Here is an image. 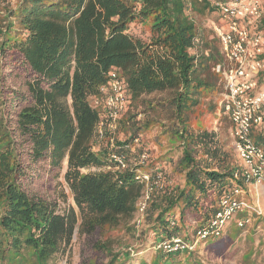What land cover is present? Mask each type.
Masks as SVG:
<instances>
[{
    "label": "trees",
    "instance_id": "obj_1",
    "mask_svg": "<svg viewBox=\"0 0 264 264\" xmlns=\"http://www.w3.org/2000/svg\"><path fill=\"white\" fill-rule=\"evenodd\" d=\"M0 1V264H55L71 253L76 229L84 236L80 264H206L202 248L218 253L231 249L243 232L236 225L235 234L229 233L235 223L195 250L154 249L173 235L192 238L217 211L239 167L217 132L189 123L190 113L205 99L219 96L224 84L215 70L224 62L219 40L213 30L201 33L194 20L207 12L217 20L210 3ZM118 68L128 102L116 145L131 144L153 126L146 110L137 108L142 96L155 92L171 93L167 104L174 137L182 143L174 172L183 178L173 184L141 138L139 149L152 156L147 167L162 169L168 182L152 193L142 229L135 217L143 185L133 171H82L108 161L110 139H98L100 116L89 98L99 94L109 72ZM119 147L117 151L125 150ZM233 150L237 156L234 143ZM42 162L48 163L49 179L65 167L63 177L78 212L73 207L62 212L56 198L29 189L40 177ZM132 219L141 248L116 250L108 232ZM149 248L150 261L139 254ZM252 254L246 251L242 264H255Z\"/></svg>",
    "mask_w": 264,
    "mask_h": 264
},
{
    "label": "built area",
    "instance_id": "obj_2",
    "mask_svg": "<svg viewBox=\"0 0 264 264\" xmlns=\"http://www.w3.org/2000/svg\"><path fill=\"white\" fill-rule=\"evenodd\" d=\"M206 1L214 8V13H218L211 29L224 57V62L215 66L224 82L217 99L219 113L232 122L234 147L240 163L233 170L231 189L219 200L212 218L192 238L173 235L155 244V250L165 253L195 250L205 240L222 237L231 224L243 228L254 214H263L258 191L264 188V138L257 140L254 133L264 136V0ZM199 42L196 38L195 43ZM89 101L100 116L97 137L99 140L109 137L111 151L105 165L82 171L90 172L92 168L133 171L135 179L143 185L135 217L136 225L141 226L152 193L163 189L168 182L162 169L147 167L152 156L148 150L139 149L141 138H135L131 144L116 145L120 119L128 102L122 70L110 71L99 94L91 96ZM118 147L125 150L117 151ZM248 186L257 191L255 202L246 197ZM240 214L245 215L240 217Z\"/></svg>",
    "mask_w": 264,
    "mask_h": 264
},
{
    "label": "rangeland",
    "instance_id": "obj_3",
    "mask_svg": "<svg viewBox=\"0 0 264 264\" xmlns=\"http://www.w3.org/2000/svg\"><path fill=\"white\" fill-rule=\"evenodd\" d=\"M8 1L12 5L17 2V0ZM1 6L3 5L0 4V12ZM213 14L215 17L218 16L217 12ZM211 15L212 14L207 12L206 14H196L194 16L199 31L204 35H207L209 31L212 30V24L215 22V18ZM140 29H142V27L137 28V34L140 33ZM170 99V92H155L150 95H144L142 96L137 109L138 111L146 110L147 117L150 120L149 122L153 123V126L141 136L145 146L150 148L152 154L158 158L160 165L172 176L173 180H171V182H173V184H178L183 177L174 172V166L178 163L181 157V148L179 147L182 143L180 142L181 139L176 140L174 137L175 130L172 125V123H174L173 117L171 116V109L167 104ZM217 99V95L210 97V99H205L200 106L196 107L195 110L190 113L189 123L194 128L202 126V128L205 127L210 131L217 132L219 139L225 143L224 148L228 155L236 162H239V158L233 150L234 140L231 121H229L227 116H222L219 113ZM151 106L156 107V109H150L149 107ZM213 107L214 113L211 112V108ZM123 132L124 130L121 131L122 135L124 134ZM121 134L119 135L120 139L123 138ZM66 163L67 162L64 163L65 166ZM38 170L40 177L37 178L33 184L28 186L29 189L56 198L62 212H65V210H68L70 207L75 208L76 212H78L73 195L63 177L65 167L60 171L58 176L56 175L52 179H49V166L47 162H42ZM92 171L98 170L92 168ZM248 189L246 197L251 202H255L257 199V191L252 186H248ZM258 194L260 195L263 214L260 216L254 214V216H252V221L247 226L243 227L241 237L231 249L218 253L207 248H202L199 252L206 264H242L243 254L249 250L253 251L252 260L255 261V264H264V188L259 189ZM126 223H123L118 228H114L108 232V236L115 241L113 246L116 250L123 251L126 250L124 248H127L130 245H132L133 248H141L142 240L138 236L139 231L134 226V220L132 219L128 224ZM143 226H141L140 229H142ZM75 231L71 253L69 254L67 252L65 256L58 258L55 264H80L84 236L81 235L77 229ZM228 231L230 234L234 235L237 231L236 224H233ZM252 237V241L248 240ZM139 254H142L141 256H145L147 260L150 261L153 256V249L149 248L146 251H140Z\"/></svg>",
    "mask_w": 264,
    "mask_h": 264
}]
</instances>
